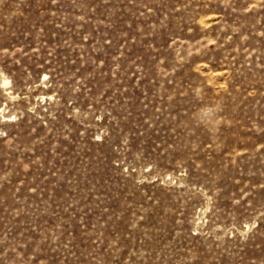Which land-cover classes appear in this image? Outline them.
I'll return each instance as SVG.
<instances>
[{"label": "rangeland", "instance_id": "rangeland-1", "mask_svg": "<svg viewBox=\"0 0 264 264\" xmlns=\"http://www.w3.org/2000/svg\"><path fill=\"white\" fill-rule=\"evenodd\" d=\"M0 264H264V0H0Z\"/></svg>", "mask_w": 264, "mask_h": 264}, {"label": "bare ground", "instance_id": "bare-ground-1", "mask_svg": "<svg viewBox=\"0 0 264 264\" xmlns=\"http://www.w3.org/2000/svg\"><path fill=\"white\" fill-rule=\"evenodd\" d=\"M8 83V82H7Z\"/></svg>", "mask_w": 264, "mask_h": 264}]
</instances>
